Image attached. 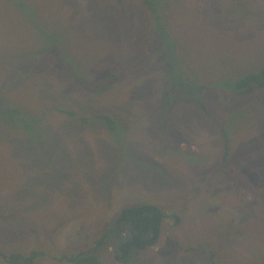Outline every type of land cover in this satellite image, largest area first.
I'll return each mask as SVG.
<instances>
[{
    "label": "rangeland",
    "instance_id": "obj_1",
    "mask_svg": "<svg viewBox=\"0 0 264 264\" xmlns=\"http://www.w3.org/2000/svg\"><path fill=\"white\" fill-rule=\"evenodd\" d=\"M139 4L0 0V251L262 262L264 88L227 81L264 68V0H165V20ZM146 203L165 213L155 245L124 263L120 238L95 244Z\"/></svg>",
    "mask_w": 264,
    "mask_h": 264
},
{
    "label": "trees",
    "instance_id": "obj_2",
    "mask_svg": "<svg viewBox=\"0 0 264 264\" xmlns=\"http://www.w3.org/2000/svg\"><path fill=\"white\" fill-rule=\"evenodd\" d=\"M164 2L165 0H142V4H139V11H141L142 8L144 9L143 18L147 20H165V16L160 10L161 4ZM130 6L131 7H125L123 4L122 6H119V8H121L122 12L124 10L129 11L130 9L135 12L134 5ZM162 32L167 35V32L164 29H162ZM157 33L162 41L163 36L161 31L160 33ZM155 36L157 37L156 33ZM104 70H107V68ZM111 75L112 74L108 76L110 77ZM181 78L183 79L188 77H185L182 74ZM178 82H181V80ZM227 83L228 87L234 90L245 88L250 84H256L264 88V68L260 72L249 73L240 77L235 83H229L228 81ZM185 88L188 95L193 96L199 89L202 88V85L197 82H190L187 84L185 82ZM199 105L202 108L206 107L202 101L199 102ZM66 112L73 116L76 115V113L72 110H66ZM95 117L104 120L109 129L115 128V122L111 116L107 114H98ZM80 119L84 122L88 120L86 117H80ZM226 149L227 147L225 145V150ZM226 156L227 153H225V157ZM164 217L165 213L154 204L146 203L127 206L119 212L114 221L113 227L105 230L96 240L95 244L106 245L111 238H120L115 246V258L120 262L127 263L133 251L144 250L157 243ZM44 254L45 253L43 251L39 250H33L27 255L20 253L6 254L0 251V257L9 264H35V259L39 255ZM59 260H66L73 264H102L100 258L88 250H82L71 255L62 254L59 257ZM257 264H264V261Z\"/></svg>",
    "mask_w": 264,
    "mask_h": 264
},
{
    "label": "bare ground",
    "instance_id": "obj_3",
    "mask_svg": "<svg viewBox=\"0 0 264 264\" xmlns=\"http://www.w3.org/2000/svg\"><path fill=\"white\" fill-rule=\"evenodd\" d=\"M63 183V182H62ZM90 194V193H89ZM86 197V196H85ZM88 201V200H87Z\"/></svg>",
    "mask_w": 264,
    "mask_h": 264
}]
</instances>
